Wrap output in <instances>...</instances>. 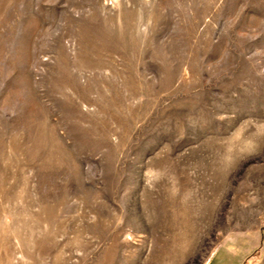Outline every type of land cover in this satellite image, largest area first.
<instances>
[{"label": "rangeland", "instance_id": "374dc122", "mask_svg": "<svg viewBox=\"0 0 264 264\" xmlns=\"http://www.w3.org/2000/svg\"><path fill=\"white\" fill-rule=\"evenodd\" d=\"M264 0H0V264H264Z\"/></svg>", "mask_w": 264, "mask_h": 264}, {"label": "water", "instance_id": "95a60500", "mask_svg": "<svg viewBox=\"0 0 264 264\" xmlns=\"http://www.w3.org/2000/svg\"><path fill=\"white\" fill-rule=\"evenodd\" d=\"M263 240H264V235H263Z\"/></svg>", "mask_w": 264, "mask_h": 264}]
</instances>
